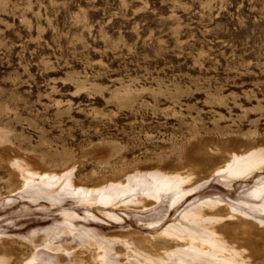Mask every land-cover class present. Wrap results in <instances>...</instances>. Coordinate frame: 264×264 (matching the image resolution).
Segmentation results:
<instances>
[{
  "label": "rangeland",
  "instance_id": "rangeland-1",
  "mask_svg": "<svg viewBox=\"0 0 264 264\" xmlns=\"http://www.w3.org/2000/svg\"><path fill=\"white\" fill-rule=\"evenodd\" d=\"M260 146L264 0H0V258L8 264L31 253L33 264H102L101 249L83 246L87 234L113 240L117 264H139L131 248L174 244L163 230L190 227L182 214L197 205L222 218L219 233L250 264H264V216L241 202L264 169L229 182L213 171L230 152ZM16 160L84 186L152 169L190 180L173 205L147 196L54 204L21 194ZM64 211L74 214L72 233L51 234Z\"/></svg>",
  "mask_w": 264,
  "mask_h": 264
},
{
  "label": "bare ground",
  "instance_id": "bare-ground-1",
  "mask_svg": "<svg viewBox=\"0 0 264 264\" xmlns=\"http://www.w3.org/2000/svg\"><path fill=\"white\" fill-rule=\"evenodd\" d=\"M14 163L22 177L21 194H26L32 200L47 199L54 204L63 201L65 196H69L86 206L91 205L93 202L100 203L103 206L117 205L118 202H123L124 204L126 200L140 203L145 202L144 199L146 198L144 196H147L156 202L166 197L167 203L173 205L183 198L189 187V185L185 184L190 180V174L152 169L128 173L124 180L109 181L102 185L84 186L74 183L70 178L71 174L66 171L63 173H41L29 169L20 160H16ZM260 169H264V146L245 151H232L227 159L217 165L213 171L215 175L217 174L224 178L225 182H229L234 178H244L252 175L256 170ZM243 197L241 201L243 204H247L248 208L252 209L254 213L259 212L258 214L262 213V216H264V176L258 178L253 186L244 193ZM213 200L208 198L206 202L212 204ZM197 206L195 208L194 206L193 208L189 207L192 209H188L182 214L184 222L191 223L190 227L173 223L167 230L165 228L166 231L163 230V233L165 232V235L170 237L169 240L175 241L174 244L168 245V240L162 239L153 248L133 246L131 248L133 257H130L137 260L139 264H250L246 258L248 257L245 254L246 250L240 248L237 244H232L223 234L219 233L215 222L219 221L220 217L214 215L205 216L204 211L202 212ZM233 210H238L241 213L248 212V210H242L238 206L233 207ZM248 213L245 215H248ZM258 214L256 213V215ZM229 215L232 216L234 214L230 213ZM73 217L74 214L64 211L63 221L54 227L48 228V230L53 235L72 233L70 226ZM220 229L222 230V227ZM87 236L88 238H85V240L82 238L85 242L83 246L85 244L86 246L96 245V247L101 249L99 260L102 264H117L111 253L113 240L98 239L99 237L90 234H87ZM178 239L182 241L179 242L177 241ZM151 245L153 244L151 243ZM49 246L48 242L46 247L50 248ZM157 249H161V251ZM35 256L34 253H31L28 259L25 258L27 259L26 261L24 260L25 263L33 264L37 259ZM8 263L4 258H0V264Z\"/></svg>",
  "mask_w": 264,
  "mask_h": 264
}]
</instances>
